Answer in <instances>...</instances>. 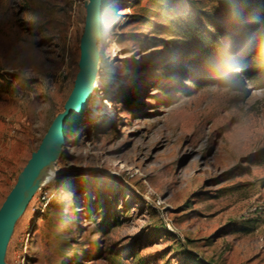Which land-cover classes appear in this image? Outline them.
I'll return each mask as SVG.
<instances>
[{"label": "rangeland", "instance_id": "374dc122", "mask_svg": "<svg viewBox=\"0 0 264 264\" xmlns=\"http://www.w3.org/2000/svg\"><path fill=\"white\" fill-rule=\"evenodd\" d=\"M88 3L0 0V209L67 109ZM217 4L105 0L88 109L16 222L6 264H264V82L171 69L180 18Z\"/></svg>", "mask_w": 264, "mask_h": 264}, {"label": "trees", "instance_id": "16d2710c", "mask_svg": "<svg viewBox=\"0 0 264 264\" xmlns=\"http://www.w3.org/2000/svg\"><path fill=\"white\" fill-rule=\"evenodd\" d=\"M216 1L213 13L194 6L185 20L180 18L185 44L171 69L180 73L185 63L193 64L205 71L204 77L234 86H243L244 77L264 82V0ZM227 37L235 39L236 50L222 43Z\"/></svg>", "mask_w": 264, "mask_h": 264}, {"label": "water", "instance_id": "95a60500", "mask_svg": "<svg viewBox=\"0 0 264 264\" xmlns=\"http://www.w3.org/2000/svg\"><path fill=\"white\" fill-rule=\"evenodd\" d=\"M104 4L105 0H89L87 22L82 37L80 69L67 109L55 118L0 209V264H6L5 251L9 237L33 198L41 180V169L60 154L70 132L88 109L96 75L98 44L102 37Z\"/></svg>", "mask_w": 264, "mask_h": 264}, {"label": "bare ground", "instance_id": "6f19581e", "mask_svg": "<svg viewBox=\"0 0 264 264\" xmlns=\"http://www.w3.org/2000/svg\"><path fill=\"white\" fill-rule=\"evenodd\" d=\"M102 36H103V27H102ZM102 38V37H101ZM99 51V50H98ZM101 61L99 60V58L97 59V62H96V71L98 69V66H101ZM93 85L95 86L96 85V77L94 78V82H93ZM61 152V151H60ZM59 155H57L55 157V159H53L52 161H50L49 163H47L42 169H41V172H40V179H41V182H44L46 180H51L52 178H54L57 174V171H58V167H57V164H56V158H58ZM27 209V208H26ZM26 211V210H25ZM24 211V212H25Z\"/></svg>", "mask_w": 264, "mask_h": 264}]
</instances>
